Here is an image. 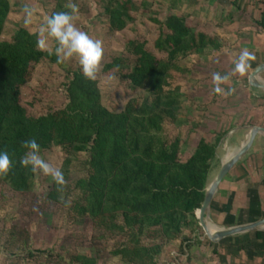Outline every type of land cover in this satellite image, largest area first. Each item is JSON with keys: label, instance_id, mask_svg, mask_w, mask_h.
Wrapping results in <instances>:
<instances>
[{"label": "rangeland", "instance_id": "1", "mask_svg": "<svg viewBox=\"0 0 264 264\" xmlns=\"http://www.w3.org/2000/svg\"><path fill=\"white\" fill-rule=\"evenodd\" d=\"M10 1L12 11L6 21L2 39L12 40L21 27L37 34L39 40L44 38L40 28L47 17L52 15L55 0ZM133 2L134 19L124 31L116 33L109 31L107 16L95 0H70L67 4L68 12L72 11L73 4L78 7L74 16L76 27L102 42L103 57L95 79L99 82L103 104L112 111L124 110L131 99L141 104L149 96L145 89L133 87L119 75H105L103 69L115 56L131 59L130 39L146 40L148 47L156 50L154 42L162 29L152 18L165 21L170 13H178L195 30L219 35L226 44L221 51L209 48L202 54L178 59V70L170 81L172 88L180 86L184 94L183 111L177 120H166L161 132L164 139H181L183 161L194 153L202 137L212 143L221 138L209 177L210 184L220 171L228 149L231 152L237 150L245 141L249 126L264 122L262 90L251 88L249 84V75L256 62H252L253 58L244 60V56L234 57L236 53L244 52L242 39L256 32L246 30L244 26L256 25L264 9V0H240L242 10L233 5V0ZM25 8L32 10L30 17ZM56 47V40L47 38V48L43 50L55 53ZM75 70L82 71L78 57L66 59L62 64L42 62L33 80L23 90V103L29 114L40 115L65 107L69 101L66 84ZM215 74L227 79L218 81L214 79ZM40 157L49 165V169H37L34 191L16 192L0 182V264H74L71 257L77 253L97 256L99 264H128L112 251L119 245L136 242L138 236L135 231L128 227L105 233L97 231L90 218L76 216L64 202L65 198H74L75 180L87 174L89 154L74 156L70 178L63 180L61 201L52 200L49 194L54 187V173L61 170L66 154L55 146ZM243 159L225 178L219 197H225L233 191L232 183L237 180L234 175L241 172L240 179L249 175L242 166V163H248L247 156ZM261 170H264L262 162L256 164L254 171L253 168L251 170L258 183L250 176V205L245 204L242 198H228V206L224 207L226 210L212 212L209 220L211 224L221 227L230 222H251L264 217V176ZM238 202L241 207L236 211ZM254 233L252 231L227 238L229 240L225 239V242L210 244L202 226L195 234L186 230L180 239L165 244L164 251L159 255V264H231L233 260L227 257L229 255L231 258L228 249L240 252L256 249V245L251 243ZM156 240L163 241L159 237ZM216 250H219V254Z\"/></svg>", "mask_w": 264, "mask_h": 264}, {"label": "trees", "instance_id": "2", "mask_svg": "<svg viewBox=\"0 0 264 264\" xmlns=\"http://www.w3.org/2000/svg\"><path fill=\"white\" fill-rule=\"evenodd\" d=\"M69 1L55 0L53 13L68 12ZM95 1L103 8L111 33L124 31L134 19L133 0ZM11 11V1L0 0V151H6L13 162L7 173L0 174V182L16 192L34 191L37 170L20 164L29 152L23 147L28 139L37 140L39 155L55 146L62 149L66 154L60 170L63 180L70 178L74 156L88 153L87 174L75 180L74 198L64 202L76 216L90 218L97 231L128 227L138 239L146 236L112 251L125 263L159 264L165 244L180 239L186 230L194 234L199 230L196 212L203 205L221 140L212 143L202 137L183 161L181 139H164L166 120H177L183 111L184 94L180 86L172 88L170 79L178 70L179 58L209 48L220 50L222 39L195 30L175 12L165 21L152 18L162 29L154 42L156 50L146 40L130 39L131 59L115 56L103 69L107 76L119 75L133 87L145 89L149 96L141 104L131 99L124 110H110L103 104L98 80L75 70L66 84L68 104L31 115L23 103L24 88L42 62H62L54 52L41 49L38 35L27 28L21 27L12 40L2 39ZM257 23L264 28V10ZM63 186L55 179L49 197L61 201ZM158 237L163 241L158 242ZM251 243L260 254L264 231H255ZM71 259L74 264H99L97 256L87 254L77 253Z\"/></svg>", "mask_w": 264, "mask_h": 264}, {"label": "clouds", "instance_id": "3", "mask_svg": "<svg viewBox=\"0 0 264 264\" xmlns=\"http://www.w3.org/2000/svg\"><path fill=\"white\" fill-rule=\"evenodd\" d=\"M71 8V12H56L47 17L40 28V34L44 38L38 40V46L41 49H46L47 38H54L57 42L55 55L58 61L63 62L66 59L78 57L83 75L88 79H94L103 57L102 42L91 38L85 31L76 27L74 16L78 7L73 4ZM25 12L29 17L32 15V10L28 8H25ZM247 55L244 53V56ZM237 67L240 66L237 65ZM214 79L220 81L227 77L215 74ZM23 147L29 149V152L20 160L22 166H31L34 172L37 169L44 171L49 169V165L39 155L40 145L35 138L23 141ZM12 163L9 154L6 151H0V174L7 173L12 167ZM54 177L58 182L63 183V174L59 170L54 173Z\"/></svg>", "mask_w": 264, "mask_h": 264}, {"label": "crops", "instance_id": "4", "mask_svg": "<svg viewBox=\"0 0 264 264\" xmlns=\"http://www.w3.org/2000/svg\"><path fill=\"white\" fill-rule=\"evenodd\" d=\"M234 1L235 0H233V2H232L233 5H234ZM239 2H240V0H238V5H234V6H236L237 9L242 10L241 6L239 5ZM263 10L264 9L261 10V15H262ZM260 19L256 20L255 26L253 24H251L250 26L249 25L244 26V29H246V30L252 29V30L256 31L254 33L252 32L253 34L251 33L252 34L251 36H247V37L242 39V43H241L242 46L241 47L244 48L245 53L247 51L249 52L248 55L244 56V52H242V53L238 52L234 56V57L238 56V58L239 57L242 58V56H244V58H245L244 60H248V58H253L251 60H252V62L254 61V63L256 62L255 68L258 65H260L261 63H264V28L259 26L257 23V21H259ZM217 36H219V35H217ZM219 37L222 39L221 36H219ZM222 42L224 43V46L222 47V49H224L226 44L223 41V39H222ZM222 49H220L218 51H221ZM249 77H250V75H249ZM261 77H262V79H264V73H262ZM250 87H251V85H250ZM253 88H255V87H253ZM260 90H262V89H260ZM253 92H255V91L253 90ZM261 95H263L262 98L264 99V90H262ZM254 125H256V124H254ZM257 125L264 126V122L257 124ZM245 156H247L248 163L245 161L246 164L244 165V163H242V166H243L244 170L246 169V171L249 172V175L247 177L244 176V178H241V179L239 178L241 176V174H240L241 172L238 173L239 175L238 174L234 175L235 180L236 179L237 180L236 181L234 180L235 182L232 183L233 186H231L232 187L231 189L233 191L228 192L227 195H224L225 197L221 198V197H219V194H220L222 184H223L225 179L223 180V182L220 185V189H219V191H218V193L215 196V199L213 201V204L211 207V214H212V212L220 213L221 210H223V209L226 210V208H224V207L228 206V202H227L228 198H233V200H240L242 198L244 200L245 204L250 205V202L252 200V197L249 193V191L251 189L250 188L251 185H249L250 176L252 177L251 179L254 182H257L255 177H254L255 173L253 171L255 170L257 163L261 164V162H262V164H264V135L263 134H258L256 136L251 150ZM243 158L237 163V165L239 163L243 162V160H244ZM252 168H253V171L251 172ZM231 172L228 174V176H230ZM261 174H262V176H264V170H261ZM254 185H256V184H254ZM239 207H241L240 202L236 203V211L239 210ZM242 223H247V222H242ZM242 223L239 222L237 224H242ZM237 224H233V222H230V223L224 224L221 227H230V226L237 225ZM227 253H229L231 255L230 256L231 258H229V255H227L228 259H231V261L233 260L231 262V264H264V250L261 251L260 254H258V252H256V249H244L241 252L238 251L237 249H228Z\"/></svg>", "mask_w": 264, "mask_h": 264}, {"label": "water", "instance_id": "5", "mask_svg": "<svg viewBox=\"0 0 264 264\" xmlns=\"http://www.w3.org/2000/svg\"><path fill=\"white\" fill-rule=\"evenodd\" d=\"M262 73H264V63L258 65L250 74L249 84L252 87L264 90V79L261 77ZM258 134L264 135V126H249L248 135L243 144L222 162L220 171L206 188L203 205L196 212V214L200 220V225L205 230L207 237L213 242L218 243L232 236L245 234L252 231L264 230V217L259 220L237 224L230 227H212L209 221L211 219V207L215 196L220 189L221 183L237 165V163L251 150Z\"/></svg>", "mask_w": 264, "mask_h": 264}, {"label": "bare ground", "instance_id": "6", "mask_svg": "<svg viewBox=\"0 0 264 264\" xmlns=\"http://www.w3.org/2000/svg\"><path fill=\"white\" fill-rule=\"evenodd\" d=\"M231 154H232V152L228 149V154L226 155L225 159ZM211 226L214 227L215 225L211 224Z\"/></svg>", "mask_w": 264, "mask_h": 264}]
</instances>
